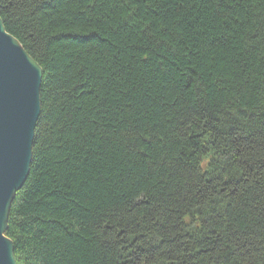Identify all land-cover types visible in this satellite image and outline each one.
Segmentation results:
<instances>
[{"label":"trees","instance_id":"trees-1","mask_svg":"<svg viewBox=\"0 0 264 264\" xmlns=\"http://www.w3.org/2000/svg\"><path fill=\"white\" fill-rule=\"evenodd\" d=\"M42 68L16 264H264V0H0Z\"/></svg>","mask_w":264,"mask_h":264},{"label":"water","instance_id":"water-1","mask_svg":"<svg viewBox=\"0 0 264 264\" xmlns=\"http://www.w3.org/2000/svg\"><path fill=\"white\" fill-rule=\"evenodd\" d=\"M41 80L42 68L0 18V264H16L8 215L29 173Z\"/></svg>","mask_w":264,"mask_h":264}]
</instances>
